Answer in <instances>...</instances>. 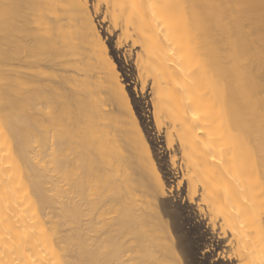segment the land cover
<instances>
[{"label":"bare ground","instance_id":"bare-ground-1","mask_svg":"<svg viewBox=\"0 0 264 264\" xmlns=\"http://www.w3.org/2000/svg\"><path fill=\"white\" fill-rule=\"evenodd\" d=\"M102 1L189 190L264 264V0ZM165 191L87 0H0V264H184Z\"/></svg>","mask_w":264,"mask_h":264},{"label":"rangeland","instance_id":"rangeland-1","mask_svg":"<svg viewBox=\"0 0 264 264\" xmlns=\"http://www.w3.org/2000/svg\"><path fill=\"white\" fill-rule=\"evenodd\" d=\"M87 2L165 183L166 195L160 198V211L173 229L176 246L185 248L180 252L184 264H244L235 254L231 234L221 229L222 221L210 214L209 217L201 199V188L196 192L189 190L180 144L175 137L173 142L168 141V121L160 117L163 120L158 123L152 79L140 72V44L133 43V37L123 35L121 24L113 23L102 0ZM164 201H170L169 207L176 209L171 215L164 214L161 206Z\"/></svg>","mask_w":264,"mask_h":264},{"label":"snow or ice","instance_id":"snow-or-ice-1","mask_svg":"<svg viewBox=\"0 0 264 264\" xmlns=\"http://www.w3.org/2000/svg\"><path fill=\"white\" fill-rule=\"evenodd\" d=\"M213 159H215V157H213ZM160 194L166 195V191L165 192H162ZM169 204H170V201H164V202H162V205L161 206H162V208L164 210V214L165 215H171L173 212L176 211V209L170 208L169 207ZM161 220H162V217H161ZM177 264H181V262H177Z\"/></svg>","mask_w":264,"mask_h":264}]
</instances>
